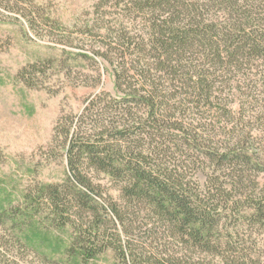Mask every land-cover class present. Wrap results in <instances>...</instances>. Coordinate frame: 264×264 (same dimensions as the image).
Here are the masks:
<instances>
[{"label":"rangeland","instance_id":"rangeland-1","mask_svg":"<svg viewBox=\"0 0 264 264\" xmlns=\"http://www.w3.org/2000/svg\"><path fill=\"white\" fill-rule=\"evenodd\" d=\"M132 3L0 0V258L5 260L0 264H264V229L249 208L251 200L264 197V52L250 54L246 48L231 56L222 33L233 28L221 0H200L206 23L214 19L217 24V42L201 38L186 51L166 52L160 40L167 41L170 33L153 32L152 26L165 25V19L178 26L170 21L171 13L152 11V3L144 2V9ZM242 3L249 8L254 4L252 15L264 17V7L253 0ZM251 23L244 24L248 31ZM258 25V20L252 23ZM127 37L135 43L128 46ZM157 61L161 71H141ZM119 63L131 71L126 91L132 85L147 93L159 85L165 95L159 102L165 137H158L159 129L147 119L149 108L125 102L126 92L116 88ZM173 69L177 72L172 74ZM199 81L207 85L208 98L207 92L201 98L195 92ZM91 101L95 105L86 120L90 133L118 126L111 133L116 137V130L130 127L135 153L155 149L157 164L182 174L198 191L211 188L216 199L222 184L227 202L218 208L216 237L247 243L236 250L193 245L170 216L159 214L146 198L130 196L128 176L114 177L86 165L82 171L108 212V236L124 229L122 238L134 255L127 251L123 258L112 249L87 261L69 255L73 228L53 222L43 191L50 184L66 185L70 175L64 147L54 139L56 125L77 121ZM175 122L204 133L206 140L185 136L187 132L172 126ZM233 149L251 155L250 163L245 156L240 166ZM233 174L234 179L244 176L235 186ZM70 201L69 207L79 208L80 201ZM110 203L118 204L124 228ZM83 216V221L96 218L87 205Z\"/></svg>","mask_w":264,"mask_h":264},{"label":"trees","instance_id":"trees-1","mask_svg":"<svg viewBox=\"0 0 264 264\" xmlns=\"http://www.w3.org/2000/svg\"><path fill=\"white\" fill-rule=\"evenodd\" d=\"M144 2L152 3V11L165 12L166 14L170 12L172 15V17L169 18L170 21L178 25H169V22L165 19V21H163L164 23L166 22L165 25L154 24L152 26L153 32L158 31L161 34L170 33L171 37L167 38V41L160 40L166 52L169 50L174 53H179V51H183V49L186 51L187 46L196 44L201 38H209L217 42V39L221 36H219V33H216L217 24L213 21L214 19L206 23L203 18L204 4H201L200 0H189V3L186 2V0H133L132 4L138 9H144ZM253 3H256L258 7H264V0H253ZM221 4L223 5L222 8H224V11L228 13L233 28L232 30H225L222 33L224 34L223 38L226 42V48L229 50L228 52L231 56L237 57L239 54L237 52L244 49L246 50V48L249 49L250 54H263L264 17L260 18L252 15L251 10L255 9L254 4L250 8L245 7L242 0H221ZM234 15L236 18H234ZM175 18L180 19V22L177 23V21H174ZM241 18H245L247 23H253L258 20L259 25L253 26V28L251 23L248 26V28H250L248 31L244 25L247 24L246 21H240ZM250 19L253 20L251 21ZM181 25L184 26L182 27ZM127 39L129 42L128 46L135 43L130 37H127ZM216 50L218 51L217 48ZM158 62L161 61H157L154 66H148V69L143 67L144 69L141 71H161V69H158ZM118 65L119 68L115 69L114 72L116 76L115 86L118 90L126 92V96L123 97L126 100L125 102L139 101L144 103L147 108H149L150 112L147 119L151 118L153 121L152 125L154 127L157 126L159 129L157 130V132H159L158 137H165L160 133V131L164 129L161 124L163 121L159 119V116H163L161 114L162 112L159 110L161 109L160 103L163 102L162 100H164L163 97H165V95L161 94L159 85H152L150 87L151 89H146L148 90L147 93H141L132 85L128 88L130 91H126L127 88L124 89L123 86L125 84L127 72L131 71H129V68L125 69L126 67L124 68L123 64L119 63ZM173 71L177 72L173 69L172 74ZM207 89V85L203 81H199L198 84H196L195 92L199 95V98L206 94L204 92H207L208 98L209 90ZM114 102L118 103L115 99ZM94 105L95 102L91 101L77 121L73 120L69 124L60 121L56 125L54 139L58 140L59 145L64 147L68 159L70 175L66 185L50 184L43 191L46 192V199H48V203L52 209L53 222L55 221L58 226L70 225L73 228V241L71 247L68 248L69 255L81 257L83 261L94 258L108 249H112L117 254H121L123 258H126L127 251L134 255L129 242H126L122 238L124 229L115 227L116 234L112 237L108 236L107 229L105 228V224H107L108 221L107 218L109 217L107 214L108 212L95 198L96 190L93 187V183L88 175L82 171L86 165H93L96 168H100L106 174L114 177L128 176L129 181L133 182L131 187H127L130 196L140 195L146 198L150 202V206L158 211L159 214L162 216H170V220L174 222L180 234L184 236L189 235L190 238L188 242H192L193 245L200 246L203 249L208 248L216 250L221 247L238 249L243 244L247 243L246 240L240 238L238 242L232 241V238L225 239L223 237H216L217 234L214 230L215 227L218 226V221L220 219V217H217L218 208L220 207L221 201L227 202L225 195L226 189L222 187V184H219L218 186L220 187L217 186L216 188L218 193H220L219 195H221L218 199H216L217 197L212 193V189L209 188L213 185L208 186V193L206 190L198 191L194 189L190 182L185 180L182 174H175L174 170H169L168 167L157 164L155 160L156 156H154V152L156 153L155 149H148L149 151L146 152L141 149L137 150L135 153V148L132 147L134 142L136 144L133 138V132H131L130 127L125 125L123 129L116 130V137L115 135L112 136L111 133L113 130L117 129L118 126L113 127V130L109 128L100 130L99 132L97 131L95 134H92V132L90 133L92 128L86 127V120ZM123 110L126 111L127 109ZM131 118V120H134L133 117ZM172 126L187 132L185 136L191 135L194 138H200L202 141L206 140L204 133H202V136H200L199 133H193V129L183 127L182 123L175 122L172 123ZM96 128L98 129V127ZM64 134H66V137L59 140ZM118 134L122 138H120ZM126 139L129 141V144L125 145L122 140L126 141ZM230 153L237 156L238 160L236 161L240 166H243V164L240 163L243 162V157L246 156L245 160H249V163L250 159H252L251 155L242 153L241 149H233ZM226 155L227 154H225V156ZM244 164L247 163L245 162ZM233 176L237 177L234 174L231 177V179H233V186L238 183L237 180L244 177L243 174L238 175V179H234ZM70 197L80 201V203H78V209L69 207V202L72 200L69 199ZM251 201L252 202L249 203V208L252 213L249 214L252 216V219L264 229V197ZM84 205L94 210V217L96 218L92 221H83ZM110 207L112 212L118 216L120 225H123L124 228L125 223L118 204L110 203ZM102 210H104L106 214L104 212L101 213ZM109 220L114 222L112 218ZM116 224L115 222V225ZM26 242L29 243L30 241L26 240ZM31 243L32 241L29 244L32 245ZM3 262H5V260L0 258V263ZM227 262L228 264H246V262ZM136 263L149 264L139 263L137 261Z\"/></svg>","mask_w":264,"mask_h":264}]
</instances>
